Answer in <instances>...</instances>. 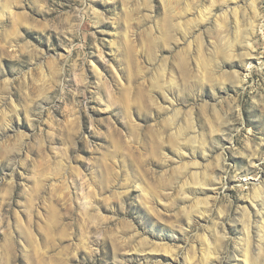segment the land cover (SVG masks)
Here are the masks:
<instances>
[{"label":"rangeland","instance_id":"rangeland-1","mask_svg":"<svg viewBox=\"0 0 264 264\" xmlns=\"http://www.w3.org/2000/svg\"><path fill=\"white\" fill-rule=\"evenodd\" d=\"M0 264H264V0H0Z\"/></svg>","mask_w":264,"mask_h":264}]
</instances>
